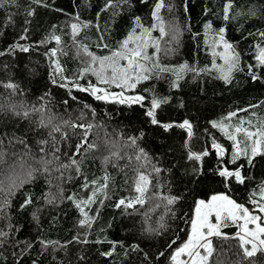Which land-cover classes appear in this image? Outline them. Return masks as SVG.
Instances as JSON below:
<instances>
[{
  "label": "trees",
  "instance_id": "obj_1",
  "mask_svg": "<svg viewBox=\"0 0 264 264\" xmlns=\"http://www.w3.org/2000/svg\"><path fill=\"white\" fill-rule=\"evenodd\" d=\"M157 2L113 0L115 6L105 8L107 0H41L39 4L33 0H0V184L4 188L0 191V232L6 234L0 236V264H172L173 252L190 233L196 201L225 194L258 212L251 201L260 200L264 186V155L256 156L251 165L244 157L230 163L232 141L212 122L224 124L230 112L246 118L251 110L258 115V123L264 121V66L255 59L258 46L264 47L260 36L264 32V0H233L234 18L228 21L223 18L226 0H163L160 20L152 16ZM249 9L255 10V15H247ZM29 11L33 15L29 16ZM137 17L151 30V37L160 40L161 51L154 55L153 63L161 61V66L176 71L154 68L150 79L126 93L143 95L146 99L141 104L98 101L89 92L72 87L73 83H96L91 74L78 78L89 59L80 55L82 46L95 56L111 55L133 29L139 34ZM161 21L168 33L163 38ZM74 23L79 25L75 37ZM222 27L225 40L239 55V70L233 71L228 83L210 69L214 57L210 50L217 46ZM173 28L178 30L175 39L169 31ZM57 36L59 43L53 39ZM16 45L29 50L23 52ZM52 49H56L55 56ZM153 50L156 52L149 47V54ZM54 62L63 68L62 73L55 71ZM185 63L204 71H180L179 66ZM177 74L182 78L173 88ZM61 75L67 80H61ZM8 82L17 89L2 86ZM61 83H68V87H60ZM109 90L121 91L114 86ZM153 96L167 100L156 110L161 123L174 125L167 131L153 125L146 115ZM10 105L21 113L29 111V118L14 115ZM41 105L45 115L56 117L53 123L61 125L60 133L49 135L50 127L38 126L40 113L31 110ZM185 119L192 124L191 137L175 126ZM231 119L239 120L235 116ZM63 121L93 125L79 152L76 145L81 142L83 129H73ZM130 137L136 138L135 145ZM238 138L243 140V136ZM213 140L224 148L222 157H217ZM88 143H96L98 148L87 150ZM111 150H119L123 157L116 161V167L104 160ZM205 150L209 155L201 161L188 159L189 151ZM72 159L78 161L79 172L77 165L60 167L71 164ZM42 161L50 162L47 171ZM153 166L160 172H154ZM222 167H239L244 182L234 178L225 181L218 174ZM29 169L37 170L34 179H27ZM137 169L150 180L145 203L117 208L119 200L138 195L134 190ZM105 175L109 177L107 188L97 193L95 203L85 206L93 218L91 226H81L83 216L74 201L87 199L105 183ZM9 176L25 180L10 195ZM165 197L177 199L169 205ZM25 199L31 203L21 208ZM236 232L235 226H229L222 230V236L211 240L213 252L207 264L246 260ZM105 252L111 255H102ZM255 258L258 264L264 262L261 252Z\"/></svg>",
  "mask_w": 264,
  "mask_h": 264
},
{
  "label": "snow or ice",
  "instance_id": "obj_2",
  "mask_svg": "<svg viewBox=\"0 0 264 264\" xmlns=\"http://www.w3.org/2000/svg\"><path fill=\"white\" fill-rule=\"evenodd\" d=\"M11 2V0H9ZM34 3H41V0H33ZM126 3L127 0H124ZM113 0H107L105 8L112 7ZM164 7L163 0H158L155 4L154 10L152 11V16L156 20H160L159 10ZM233 8V0H226L223 8V18L225 21L233 19L231 15V10ZM29 16L33 15L32 11L27 13ZM240 13H237L239 15ZM247 15H255V10L249 9ZM136 26L140 29L139 34L136 33V29H133L129 33L127 38L120 42L119 48L115 51H112L111 55L107 56H95L90 53L86 46L83 47V53L85 56L89 57L86 61V66L80 70L78 73V78H84L86 75L91 74L96 78V83L89 82L87 86H81L78 83H73L72 87L77 88L81 92H89L96 100H102L106 102H117L120 104H141L146 98L143 95H126L130 90L136 88L137 84L141 81H146L150 79L153 68H158L159 72H168L176 71L175 69H170L167 66H161L159 63H153V56L149 54V47H154L156 52H160V40L154 39L151 37V30L144 28L140 24L139 17L136 18ZM87 27V25H85ZM153 28H156L157 25L153 24ZM206 28H211L210 24L205 25ZM72 35L75 37L79 31L78 24H72ZM160 37L163 38L166 33L163 22L159 25ZM27 31V29H25ZM173 34V39L176 38L178 30L173 28L169 30ZM225 29L222 27L219 29L218 40L216 41L217 46L222 45L224 51L221 53L213 52V55H219L220 58L224 61V66H217L215 60H213L212 68L218 69L221 73L219 78L224 80L225 83L230 82L233 71L239 70V55L235 52V49L232 44H230L224 38ZM262 39H264V32L260 33ZM20 39H25L24 36H21ZM60 42V37H53ZM14 47H19L21 51L27 52L29 49L26 46L16 45ZM105 47H107L105 45ZM0 55H3L0 52ZM51 55H56V49L51 50ZM258 65L264 66V47L258 46V52L255 57ZM55 63V71L57 73H62L64 70L59 65L58 62ZM151 64V67L149 65ZM180 71H192L199 74V71H204L203 69L197 70L194 67H189L186 63L179 66ZM210 71V69H209ZM252 71L251 66L249 67V72ZM61 80H67V78L61 75ZM182 77L177 74L176 80L173 81L172 87H178V81ZM252 78L257 79L256 75L253 74ZM55 83V79H53ZM70 83V81L68 82ZM68 83H61L60 87H68ZM98 85H105L107 87H99ZM6 89H11L15 91L17 85L8 82L2 85ZM119 88L121 91L112 92L109 89L111 87ZM167 100H161L155 96L151 99V106L148 108L146 115L151 119L153 125H159L165 131L172 128L174 125L172 123H161L160 120L156 117V110L160 108L161 104L166 103ZM14 115L22 118H29L30 112L25 110L22 113L16 110L15 105L9 106ZM87 107V105H86ZM250 107H255L251 105ZM3 106H0L2 110ZM32 112L40 113V119L38 121L39 127H50L52 133H60L62 127L59 124L53 123L56 119L53 115H45V107L41 105L40 108H33ZM241 111H246L242 109ZM255 115V114H253ZM236 116L235 112H230L228 114V119ZM247 123V127L244 125ZM63 124L68 125L69 127L76 129H83V137L81 142L76 145V151L79 152L81 147L87 142L88 134L91 131L92 124H78L70 121H63ZM181 129H185L189 137L192 135V124L189 120L185 119L182 123L175 125ZM213 127H219L224 135L232 141V156L230 163L235 164L237 160L241 157L247 159L248 164L253 163V159L258 155H264V121H260L257 124H253L251 120L245 121L243 118L239 120V123L232 127L230 125H224L223 123H218L216 121L212 122ZM242 135L243 140L238 137ZM131 144H136V138H129ZM24 143L23 140L19 141ZM41 144L47 143V141H41ZM212 147L216 150L217 157H222L224 155V148L216 143L215 140L212 142ZM98 145L96 143H88L87 150L97 149ZM115 148V146H113ZM43 152L44 149L41 148ZM58 151V149H57ZM140 153L146 158V154L143 149H140ZM209 152L207 150L196 153L189 151L188 159L201 161L205 156H208ZM3 154H0V160H2ZM123 157L120 154L119 150H111L109 156H105L104 160L107 163H112L114 167L118 166L116 161H119ZM56 159H59L56 157ZM136 159L139 161L141 156H137ZM44 165V170L47 171V164L49 161H42ZM73 165H77L76 171L79 172L78 161L75 159L71 160V164H62L61 168H69ZM142 167V165H141ZM37 171L36 169H29L27 172V179H34L33 173ZM153 171L156 173L160 172L158 167L153 166ZM196 171L195 169L193 170ZM218 174L229 181L230 178H234L237 182L243 183L244 177L241 175V170L237 167L235 170H230L227 167H222L218 170ZM9 185L7 191L10 194L14 191L15 188L20 187L25 180L19 179V177L13 178L8 177ZM109 177L105 175L104 184H101L99 187L95 188L92 191V194L87 197V199L74 201L76 207L80 210L83 219L80 220L81 226H91L92 217L88 216V213L85 211V206H90L92 203H95V197L98 192H102L107 188V181ZM97 181H92V184L95 185ZM150 184L149 176L146 175L143 171L139 169L136 170V178L134 180V190L138 194L132 199H121L117 202L116 207L119 208L124 206L126 208H132L134 205L139 204L143 205L145 203V193L148 191ZM85 188L88 187L87 183L84 185ZM0 191H4L2 184H0ZM69 200H73L72 196L68 197ZM169 205L173 204L176 197H165ZM251 199V197H250ZM264 186L260 188V200H252L251 202L256 205V211L261 215L254 214L253 211H250L249 208L245 207L242 204L236 203L229 196L225 194H215L211 196L208 201L198 200L196 201L195 214L191 221V232L189 233L188 240L181 245L178 249L173 252L171 256L172 264H207L209 256L212 255L213 248L212 242L209 237L212 236H222L223 234L220 231L221 224L224 220H231L232 223H237L242 221L238 225V232L236 238L239 240V247L243 252L245 258H251L257 255L258 252L264 253ZM51 202V201H49ZM31 203L30 199H25L24 203L21 205V208L26 207ZM102 203V201H101ZM215 217L216 223H212L211 217ZM163 219V217L161 218ZM253 225L254 227H249ZM163 227V225H161ZM6 235L5 233L0 232V236ZM41 243H45L41 241ZM135 247V246H134ZM203 250V252L201 251ZM102 255L109 256L111 252L102 253ZM162 255V253H161ZM182 256H186L187 259H181Z\"/></svg>",
  "mask_w": 264,
  "mask_h": 264
},
{
  "label": "rangeland",
  "instance_id": "obj_3",
  "mask_svg": "<svg viewBox=\"0 0 264 264\" xmlns=\"http://www.w3.org/2000/svg\"><path fill=\"white\" fill-rule=\"evenodd\" d=\"M223 51H224V48H223L222 45H219V46L213 47V48L210 50V52H211L212 55H213V52L221 53V52H223ZM83 54H84V53H82V54H80V55L83 56V57H85V55H83ZM150 55H152L153 58H154V57H155L154 55H157V52H155V51L153 50V53L150 52ZM213 56H214V55H213ZM217 58H219V61L217 60ZM213 60H215L216 65H217L218 67H219V66H224V61L220 58L219 55L214 56V57H213ZM213 60H212V63H211V67H210V69H213V71H214L218 76H220L221 73L218 71V69H216V68H212ZM157 62L159 63V65L162 63L161 61H156V63H157ZM149 67H151V64L149 65ZM194 68H195V67H194ZM195 69H196V68H195ZM153 70H155V69L153 68ZM258 112L261 113L262 111H257V113H258ZM253 114H255V115H253ZM258 114H259V113H258ZM257 116H258V115L256 114V112L251 110V112L247 115V117H246V118H243V119H244L245 121L251 120L253 124H257V123H258V120H259V118H257ZM231 118H232V117H231ZM231 118L228 119L227 122L224 123V125H230V126H232V127L236 126V125L239 123V120L241 119V116H238V115L235 116L236 119H239L237 122L230 121V120H232ZM261 119H264V111L262 112ZM244 126L247 127V123H246ZM240 136H242V135H240ZM20 175H23V174H20ZM212 196H213V195H212ZM210 198H211V197H210ZM210 198H209V199H210ZM209 199H208V200H209ZM208 200H207V201H208ZM253 213L259 215V212H253ZM194 214H195V211H194ZM211 221H212V223H216V220H215V217H214V216L211 217ZM240 223H242V221H238L237 223H232L231 220H224V221L222 222V224H221L220 231H221V233H222V230H223L224 228L229 227V226H235V227L237 228V232H238V225H239ZM249 227H254V226H253V225H249ZM190 232H191V226H190ZM237 232H236V234H237ZM236 234L234 235L235 237H236ZM188 236H189V235H188ZM218 237H220V236H212V237H209L208 239L212 240L213 238H218ZM187 240H188V237H187ZM187 240H186V241H187ZM201 251L203 252V250H201ZM261 253H262V252H261ZM263 254H264V253H263ZM181 259L186 260L187 257H186V256H182ZM236 264H258V263H257V260H256V258H255V256H254V257H251V258H246L245 261L238 262V263H236ZM260 264H264V262H261Z\"/></svg>",
  "mask_w": 264,
  "mask_h": 264
},
{
  "label": "water",
  "instance_id": "obj_4",
  "mask_svg": "<svg viewBox=\"0 0 264 264\" xmlns=\"http://www.w3.org/2000/svg\"><path fill=\"white\" fill-rule=\"evenodd\" d=\"M261 215V214H260Z\"/></svg>",
  "mask_w": 264,
  "mask_h": 264
}]
</instances>
